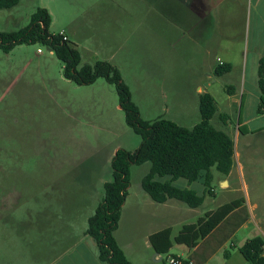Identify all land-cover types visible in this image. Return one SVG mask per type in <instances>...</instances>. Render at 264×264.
<instances>
[{"label": "rangeland", "instance_id": "374dc122", "mask_svg": "<svg viewBox=\"0 0 264 264\" xmlns=\"http://www.w3.org/2000/svg\"><path fill=\"white\" fill-rule=\"evenodd\" d=\"M182 1L18 0L0 9V30L25 26L37 7L48 8V31L62 32L77 48L78 68L96 60L115 66L145 121L167 119L192 128L200 120L195 87L211 82L218 106L210 123L233 142L228 175L212 167L208 187L201 179L175 180V186L203 195V202L188 208L171 199L176 209L166 211L140 187L150 164L131 165L114 236L131 264H168L176 255L193 264H222L226 252L231 264H248L236 246L253 236L264 240V129L235 134L240 110L225 105L229 78L207 77L217 63L207 29L221 24V17L197 23L201 2ZM205 1L212 15L223 2ZM245 89L252 92L248 70ZM220 113L229 119L226 127ZM140 141L125 123L114 85L105 79L88 85L66 79L61 62L38 43L0 50V216L6 217L9 260L56 264L72 249L71 257L77 254L80 242L96 248L82 232L103 183L111 180L112 155L117 149L133 151ZM231 201L238 209L211 232L218 208ZM41 207L62 208L64 214L40 219ZM26 223L37 224L26 228ZM49 226L52 232L43 233Z\"/></svg>", "mask_w": 264, "mask_h": 264}, {"label": "trees", "instance_id": "16d2710c", "mask_svg": "<svg viewBox=\"0 0 264 264\" xmlns=\"http://www.w3.org/2000/svg\"><path fill=\"white\" fill-rule=\"evenodd\" d=\"M17 2L18 0H0V9L10 8ZM182 2L186 5L190 4V1ZM49 23L50 15L47 9L37 7L30 14L29 22L25 26L10 31L0 30V50L8 52L16 45L38 43L47 47L61 62L63 76L66 79L78 85H88L97 78H103L107 83L114 85L125 123L140 136L141 141L133 151L115 150L110 162L111 180L103 183V195L93 213L87 217L82 234L93 239L98 250L97 257L101 262L131 264L114 236L127 195L130 166L146 162L150 164L148 171L141 178L140 187L152 201L164 203L174 199L188 208H197L203 202V195L197 194L192 189L175 186L173 182L179 178L185 179L188 183L201 179L208 187L212 179L210 172L212 167L219 173L227 175L233 164V142L228 134L210 123L216 112V102L208 93L198 95L200 120L190 129L167 119L142 120L118 69L103 60H96L92 64H84L78 68L79 51L74 45L68 43V39L63 38V34L50 33ZM229 69L228 64H218L214 74L221 76ZM257 77L260 101L256 112L262 114L264 111V58L259 60ZM237 122L239 123V120ZM237 129L242 132L240 126ZM30 214L26 216L30 217ZM62 214H64L62 208L48 211V207H41L38 217L40 219L49 217V220H53L55 216ZM5 220L4 215L0 216V233L2 232L0 264H14L13 259L9 260L5 249ZM36 224L26 223L25 226L30 228V225ZM37 229L40 230V228ZM41 230L43 233L52 232L53 227L49 226ZM238 251L248 264H264V240L260 236L245 240L238 247ZM173 257L180 259L181 264H191L180 257Z\"/></svg>", "mask_w": 264, "mask_h": 264}, {"label": "crops", "instance_id": "0c3cea01", "mask_svg": "<svg viewBox=\"0 0 264 264\" xmlns=\"http://www.w3.org/2000/svg\"><path fill=\"white\" fill-rule=\"evenodd\" d=\"M185 1L187 3L190 1V4L192 5L193 0ZM199 2H201L199 10L196 8V15L198 17L197 23L202 21V19H205L207 16L214 18V20L216 15L217 17H221V24H214L208 27L207 37L215 48V61L217 62L216 65H230L229 71L222 74L221 77L225 76L229 78V81L225 86L226 92L224 101L226 103V107L233 108L238 106V110H240L238 119L239 123L236 125L235 134L238 135L239 133H242L243 135H247L249 133L264 129V111L262 114H257L256 112L260 101L257 67L259 60L264 58V0H223L220 10H218L216 12L217 14L214 15H212V8L209 5V2H206L205 0H199ZM196 26L198 25L196 24ZM66 39H68L67 36ZM216 65H214V67L211 68L209 74H207L208 78H210L211 75L217 77L214 74ZM247 70L248 80L252 90L251 93H246L245 89ZM211 87L212 83L208 82L203 88L200 85H197L195 87V91L198 95L202 93H208L214 98L213 93L211 92ZM215 102L217 111L218 105L216 100ZM252 107L254 109L253 114L249 113L245 117H242L243 112L245 110L247 111L248 109H251L252 111ZM219 117L222 119V127H226L227 122H229L227 115H225V113H220L218 118ZM259 120L262 125H252L253 122ZM238 126H240L242 132L238 131ZM224 183L227 185L226 180L222 182V184ZM170 200L171 199L161 203L162 207L166 211H173L176 209V206L173 203H170ZM232 203H234V201L225 203L218 208L220 213H218L214 221H212V227L210 228L211 232L215 229V227L220 225V222L226 220L232 213L235 212V210L238 209L236 206H234L232 209L230 207ZM85 244L86 243L80 242L78 245L82 246L83 248L80 251H77V254L71 257V254H73L72 249L71 252H67V254L64 255L67 256L66 259H64V256H60L57 260L58 263L56 264H105L97 257V246L96 248H90ZM241 245L242 244L236 246V251L238 253V247ZM153 246L159 248L160 243L156 242V245L153 244ZM176 256L179 257L178 255ZM223 258L224 261L221 262L222 264H231V253H224ZM189 263L193 264L194 262L190 261Z\"/></svg>", "mask_w": 264, "mask_h": 264}, {"label": "built area", "instance_id": "2783aa9c", "mask_svg": "<svg viewBox=\"0 0 264 264\" xmlns=\"http://www.w3.org/2000/svg\"><path fill=\"white\" fill-rule=\"evenodd\" d=\"M61 34H63L62 32H60ZM63 38L66 39V36L63 34ZM39 51V49H38ZM219 60V59H218ZM168 264H181V260L178 259V258H175V257H171L169 260H168Z\"/></svg>", "mask_w": 264, "mask_h": 264}]
</instances>
